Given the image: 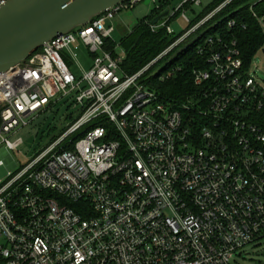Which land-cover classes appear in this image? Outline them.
I'll use <instances>...</instances> for the list:
<instances>
[{"label":"built area","instance_id":"2783aa9c","mask_svg":"<svg viewBox=\"0 0 264 264\" xmlns=\"http://www.w3.org/2000/svg\"><path fill=\"white\" fill-rule=\"evenodd\" d=\"M142 1L113 7L0 74V154L16 152L21 140L12 137L51 106L69 111L68 126L32 159H0V264H232L264 242V88L243 70L235 41L206 31L232 0L194 24L184 12L202 0L173 11L190 26L186 36L204 37L196 90L181 103L147 81L178 43L132 75L121 69L120 46L106 47L108 23ZM250 12L264 33V14ZM78 45L92 65L75 76L63 53Z\"/></svg>","mask_w":264,"mask_h":264},{"label":"trees","instance_id":"16d2710c","mask_svg":"<svg viewBox=\"0 0 264 264\" xmlns=\"http://www.w3.org/2000/svg\"><path fill=\"white\" fill-rule=\"evenodd\" d=\"M167 1L163 0L158 8L155 5L156 7L148 16L137 20L132 30L122 37L120 48L124 51L125 58L122 61L121 69L126 75H132L143 69L172 43L173 40L166 36L164 29L154 31L151 25L152 21L160 16L162 8ZM224 1L226 0H215L192 21V24L203 18ZM250 7L259 16L264 14V0H232L215 16L214 20L208 25L209 29L207 28L206 30L208 31L207 35H217L225 43L231 41L237 43L243 70H249L251 60L258 51L262 50L264 42V33L256 19L253 18ZM185 8L187 9L188 7ZM228 21H234V27L228 28L226 25ZM192 42L180 46L173 57L158 61L147 72L150 75L147 81L151 89L165 101L181 103L196 90L192 83V71L200 67V62L195 55V47L199 42L198 39ZM106 47L111 49L113 43L107 42ZM185 48L186 50H184ZM162 61L165 62L164 67L160 71L151 74ZM175 67H179L180 71L176 72L173 78L164 82L158 81L161 73ZM257 117H259V123L264 127V112L258 114Z\"/></svg>","mask_w":264,"mask_h":264},{"label":"rangeland","instance_id":"374dc122","mask_svg":"<svg viewBox=\"0 0 264 264\" xmlns=\"http://www.w3.org/2000/svg\"><path fill=\"white\" fill-rule=\"evenodd\" d=\"M162 1L163 0H157V8ZM183 1L184 0H168L163 6L162 13L160 14L161 16L164 13H167V16L162 17L156 25H152L151 23L152 26H155L154 31L164 29L166 36L173 40L168 47L173 45L175 42L178 43H175L176 45L172 47L166 55L162 56V58H160L161 60L173 57L180 46L194 40L196 41L197 37L202 34L201 31H195L191 35L186 36V32L190 26L181 20V14L177 15V13H173V11L177 9L178 5ZM214 1L215 0H202L199 7H191V9L186 10L184 14L189 21H193ZM155 7L156 6L150 0H143L133 9L119 13L115 17V20L108 23L115 29L112 43H117V45L120 46L122 37L132 30L137 20L148 16ZM262 21L264 22V17L262 18ZM166 26L171 28L173 31L172 34L167 33ZM167 48H165V50ZM63 57L70 67L72 74L75 76H80L82 73L87 72L92 65V59L82 45L71 47L68 52L63 53ZM164 65L165 62L162 61L155 67L151 74L160 71ZM249 71L250 75L259 82V85L262 88H264V54L262 51H258L254 55L250 63ZM68 114L69 111L66 103L58 104L55 107L51 106L48 111L41 113L29 127L23 128L19 131V133L12 137V142L20 139L21 145L18 147L16 152H11L9 155L16 162H24L32 159L41 149L48 146L56 137H58V135H60L61 132L68 126ZM6 173L7 169L2 166L0 168V178L4 177ZM232 264H264V242L246 246L241 250L240 257L237 255L234 258Z\"/></svg>","mask_w":264,"mask_h":264},{"label":"water","instance_id":"95a60500","mask_svg":"<svg viewBox=\"0 0 264 264\" xmlns=\"http://www.w3.org/2000/svg\"><path fill=\"white\" fill-rule=\"evenodd\" d=\"M126 1L8 0L0 7V74L25 61L33 51L53 39L87 25ZM166 16L164 13L155 18L152 25ZM0 159L5 165H14L6 151L0 154Z\"/></svg>","mask_w":264,"mask_h":264},{"label":"crops","instance_id":"0c3cea01","mask_svg":"<svg viewBox=\"0 0 264 264\" xmlns=\"http://www.w3.org/2000/svg\"><path fill=\"white\" fill-rule=\"evenodd\" d=\"M135 7V6H134ZM115 20V19H114Z\"/></svg>","mask_w":264,"mask_h":264}]
</instances>
